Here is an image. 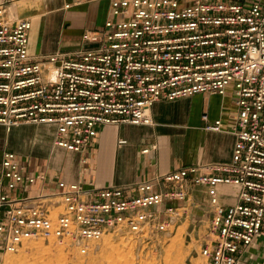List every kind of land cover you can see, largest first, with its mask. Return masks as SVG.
<instances>
[{
    "label": "built area",
    "instance_id": "obj_1",
    "mask_svg": "<svg viewBox=\"0 0 264 264\" xmlns=\"http://www.w3.org/2000/svg\"><path fill=\"white\" fill-rule=\"evenodd\" d=\"M78 0L66 5L71 9ZM30 20L0 5V126L54 127V146L84 154L106 127L153 126L162 101L225 98L237 108L228 164L184 168L128 186L97 188L28 174L17 154L0 165V264L27 242L54 240L81 256L106 236L144 242L181 218L194 188L206 196L216 240L206 264H238L264 244V0H112L92 46L35 57ZM207 121V116L203 118ZM221 120L209 125L222 132ZM121 144H126L122 141ZM156 147L148 148V154ZM34 192V195L32 193ZM166 207V209H164Z\"/></svg>",
    "mask_w": 264,
    "mask_h": 264
},
{
    "label": "crops",
    "instance_id": "obj_2",
    "mask_svg": "<svg viewBox=\"0 0 264 264\" xmlns=\"http://www.w3.org/2000/svg\"><path fill=\"white\" fill-rule=\"evenodd\" d=\"M111 1L78 0L79 5L71 9L66 5L76 0H0V5L7 6L13 21H32L31 54L38 57L91 48L82 36L104 26ZM178 1L186 6L193 0ZM229 98L232 102L226 110ZM234 100L229 89L225 98L202 95L173 103L162 101L153 109V126L106 127L84 154L56 148L54 127L23 125L8 133L0 126V165L6 151L14 152L28 174L45 173L47 190H56L60 180L85 187L128 186L193 166L228 164L236 142L232 134L238 111ZM193 106H197L195 122H191ZM218 120L223 123L222 132L208 131L207 127ZM152 147L156 148L143 154ZM199 197H204L209 206L203 192L194 188L191 207L198 208ZM238 264H264V244L247 250Z\"/></svg>",
    "mask_w": 264,
    "mask_h": 264
},
{
    "label": "rangeland",
    "instance_id": "obj_3",
    "mask_svg": "<svg viewBox=\"0 0 264 264\" xmlns=\"http://www.w3.org/2000/svg\"><path fill=\"white\" fill-rule=\"evenodd\" d=\"M231 102L229 98L224 109L229 110ZM196 107L190 109L191 122H195ZM198 200V208L190 202L181 204L187 207L179 211L181 218L167 221L163 232L144 242L123 233L109 235L93 245L90 255L81 256L54 240L41 239L27 242L17 254L4 256L2 264H206L201 246L216 238L210 208L204 197Z\"/></svg>",
    "mask_w": 264,
    "mask_h": 264
},
{
    "label": "bare ground",
    "instance_id": "obj_4",
    "mask_svg": "<svg viewBox=\"0 0 264 264\" xmlns=\"http://www.w3.org/2000/svg\"><path fill=\"white\" fill-rule=\"evenodd\" d=\"M15 18L14 17H12V15H11V20H14Z\"/></svg>",
    "mask_w": 264,
    "mask_h": 264
}]
</instances>
